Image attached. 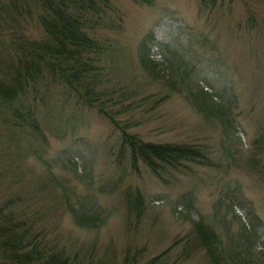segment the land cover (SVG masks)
<instances>
[{"label": "trees", "instance_id": "trees-1", "mask_svg": "<svg viewBox=\"0 0 264 264\" xmlns=\"http://www.w3.org/2000/svg\"><path fill=\"white\" fill-rule=\"evenodd\" d=\"M132 1L149 5L155 2ZM200 5L203 10L223 11L229 15L240 11L244 21L236 25L256 36H264V0H200ZM0 15V21H10L16 29L9 34L7 42H2L5 46L0 54V264H92L93 259L84 262L72 257L65 247L49 244L43 234L42 200L35 194L37 175L39 169H43L44 183H58L77 226L99 228L110 216L99 203L97 194L82 192L76 184L69 186L65 182L70 180L63 179L64 182L53 171L60 165H74V157L62 154L52 159L47 157L49 137L45 127L59 134L65 125L64 119L71 121L68 114L63 115L65 108L75 105L79 112L90 108L111 123L117 135L114 160L117 169L122 168L127 155L128 169L139 170L140 165H144L163 179L168 173L188 167L189 163L217 167L218 161L211 156L206 144L154 142L130 130L139 124L136 114L150 112L149 108L157 107L164 97L146 93L143 87L133 86L132 82L129 85L110 83L111 75L116 72L112 71L110 60L126 54L122 42L125 16L113 0H0ZM22 21L31 24L36 21L43 35L36 38L22 27L17 28ZM151 46L159 47L171 67L181 69L188 89L197 90L193 95L199 112L219 122L223 144L232 140L230 147L224 146L230 156L235 150L231 132L238 124L239 115L235 113L239 100L234 88L210 91L209 87H213L186 63L182 53L168 42L158 41L153 31L145 34L139 43L141 64L150 62ZM182 66L185 67L183 71ZM200 100L205 104L199 103ZM127 113L129 117L121 118ZM52 123H56V129ZM250 150L252 156L247 165L264 181V123L258 125ZM111 152H114L112 148ZM31 159L34 161L29 165ZM123 178L111 177L98 187L97 193H111L112 184L120 186ZM29 180L34 182L31 193L25 192L24 187L18 189L21 192L7 193L15 184ZM40 188H44L43 184ZM123 197L128 215L141 220L147 209L142 190L128 185L123 189ZM32 199L39 207H35ZM232 206L228 204V208ZM221 207L222 197L215 203L216 218L223 215ZM250 215L257 224L260 222L253 211ZM224 219L226 240L213 224L194 221L190 233L176 240L163 253L141 262L139 259L145 256L146 249L129 248L122 263L118 264H185L196 250L204 252L206 264H264L254 250L257 248L253 245L256 233L242 229L228 233L232 222ZM180 242L183 246L179 254L169 260ZM96 264H116V261L99 260Z\"/></svg>", "mask_w": 264, "mask_h": 264}, {"label": "rangeland", "instance_id": "rangeland-1", "mask_svg": "<svg viewBox=\"0 0 264 264\" xmlns=\"http://www.w3.org/2000/svg\"><path fill=\"white\" fill-rule=\"evenodd\" d=\"M113 1L125 16L126 30L122 42L126 54L110 60L112 71H116L111 75L110 83L129 85L132 82L133 86L143 87L146 93L164 97L157 107L149 108L150 112L136 114L139 124L130 130L145 140L206 144L218 166L189 163L188 167L159 179L144 165H140L139 170L128 169L125 155V170L123 166L117 169L115 153L110 152L111 148L115 151L117 141L111 123L93 109L79 112L72 105L74 107L65 108L63 113L68 114L71 121L64 119L65 125L59 134L45 127L49 137L47 157L52 159L59 154L74 157V165H60L53 171L62 180H70L69 183L63 180L69 186L76 184L82 192L97 194L99 203L110 212V216L99 228L77 226L58 183L48 182L46 185L41 176L45 171L39 169L35 194L42 200L44 236L49 244L65 247L72 257L84 262L93 259L91 263L96 264L99 260L115 259L116 264L122 263L127 250L135 247L146 249L145 257L139 259L145 262L188 235L194 221L214 224L226 240L222 221L225 217L226 221L232 222L228 233L239 229L256 233L253 245L257 248L254 250L259 255L256 257L264 261V181L247 165L252 156L250 149L257 127L264 123V36H256L254 32L249 33L236 25L244 21L240 11L229 15L223 11L203 10L200 0H155L153 5L132 0ZM1 17L4 18L3 15ZM21 27L33 37L43 35L36 21L32 24L22 21L17 28ZM14 30L10 21H0V54L5 46L3 43ZM150 30L158 41L168 42L182 53L186 63L213 87H209L210 91L234 88L239 100L235 113L239 115L238 124L231 132L235 150L230 156L224 146L230 147L232 140L228 139L223 144L222 126L210 119L213 116L207 118L199 112L193 95L197 90L184 85L181 69L171 67L158 46L150 47V62L140 63L139 42ZM184 69L182 66V71ZM191 76L194 77L193 73ZM200 102L205 104L202 100ZM126 117L129 113L121 118ZM51 125L56 129V123ZM32 161L34 159L29 161V165L33 164ZM111 177L124 178L120 186L112 184L111 193H97L98 187ZM41 184L44 188H40ZM33 185L30 180L19 182L7 193L21 192L18 189L23 187L25 192L31 193ZM128 185L139 187L144 194L147 209L141 220L129 216L125 209L123 189ZM221 197L220 212L224 217L219 215L216 218L215 203ZM32 202L39 207L33 199ZM230 203L233 206L228 208ZM250 211H255L260 217V224L255 225ZM182 246L183 242H180L169 260L177 257ZM206 262L204 252L196 250L185 264Z\"/></svg>", "mask_w": 264, "mask_h": 264}]
</instances>
